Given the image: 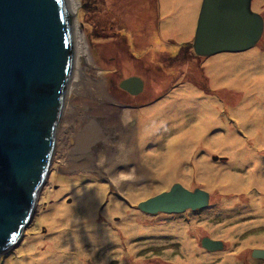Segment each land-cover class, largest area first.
<instances>
[{
	"label": "rangeland",
	"instance_id": "1",
	"mask_svg": "<svg viewBox=\"0 0 264 264\" xmlns=\"http://www.w3.org/2000/svg\"><path fill=\"white\" fill-rule=\"evenodd\" d=\"M80 1L99 84L81 78L64 148L77 135L81 147L96 135L92 156L115 158V167L101 173L86 156H61L58 170L66 171L57 172L8 264H264L252 256L264 249V213L249 206L264 183V96L249 88L264 77V27L245 51L197 56L191 42L201 0ZM250 7L264 21V0ZM129 76L142 78L138 94L119 87ZM116 130L125 140L110 152ZM177 182L209 192L208 206L137 208ZM204 237L223 247L205 249Z\"/></svg>",
	"mask_w": 264,
	"mask_h": 264
},
{
	"label": "water",
	"instance_id": "2",
	"mask_svg": "<svg viewBox=\"0 0 264 264\" xmlns=\"http://www.w3.org/2000/svg\"><path fill=\"white\" fill-rule=\"evenodd\" d=\"M251 1L201 0L193 53L208 57L255 46L264 21ZM89 44L80 0H0V264L10 262L56 179ZM119 87L135 95L144 83L129 76ZM209 200L206 190L177 182L137 208L181 213ZM200 243L207 250L223 247L209 237ZM252 256L264 258V249Z\"/></svg>",
	"mask_w": 264,
	"mask_h": 264
},
{
	"label": "bare ground",
	"instance_id": "3",
	"mask_svg": "<svg viewBox=\"0 0 264 264\" xmlns=\"http://www.w3.org/2000/svg\"><path fill=\"white\" fill-rule=\"evenodd\" d=\"M84 76L87 79H89V80H97L96 82H97V84H99V82H98V80H99L98 79V73L96 71V68H95V66L92 63H89L88 59L86 60V64H85L84 71H83V74H82V77H84ZM258 82H259V87L261 89V92H260V90L258 88V85H257ZM253 84L254 85L249 86V88H250L251 91L257 90L258 94L257 93L255 94L256 97H258L260 95L264 96V77H261V78L257 79V82L256 83L253 82ZM247 92H248V90H247ZM96 113L98 114V110L97 109H96ZM118 113H120V111H117L114 114H118ZM120 117H121V115H120ZM96 122H97V124L92 123L90 125L88 124V126H87V130L90 132V134L97 133V128L98 127L100 129V125H101L100 121L98 120ZM199 133H201L200 130H198L197 137L199 136ZM80 135H85L82 130H80ZM114 135L115 136L111 137V142L109 141V145H108V147L110 148V152L113 151L112 148H114V149L116 147L120 148L123 140H125L124 139V137H125L124 135L125 134L123 133V130L122 131L116 130V133H114ZM95 137H96V135L91 136V140L89 141V143H86L83 147H81L78 144L79 135H77L76 138H74V143H75L74 145L75 146L73 145V147L69 146L68 148H63L62 157L63 156L71 157L70 156L71 154L69 153V151L72 152V154H76L77 155V153H78L79 156H86V158H88L87 161L88 162H92L90 164V166H93L92 168H96L101 173L104 172L103 169H101V168H103V166L106 167V168L115 167L114 165H112L113 159H115V158H113L111 160V162L109 163L108 161L105 160V157H104V161L102 162L100 160L97 161V157L96 156H92V153H93V155H95V152H93V150H95L94 147H96V142H97ZM197 137H196V139H197ZM71 144H73V143H71ZM76 144H78V145H76ZM229 147H232V146H229ZM233 147H241V145L240 144H238V145L235 144V145H233ZM251 147H254V146L251 145ZM102 152L104 153V151H102ZM65 153H66V155H65ZM105 153H108V152H105ZM79 158L80 157H78L77 159H79ZM77 159H75V160H77ZM128 160H129V158L126 159L125 161H123L122 163L126 164L125 162H128ZM124 167L127 168V165H125ZM116 171H117L116 168H114L110 172V177L113 178L116 183H118L120 181V176L115 174ZM108 172L109 171H107V173ZM252 176H254V172L253 171H252V174L251 173L249 174V179ZM124 177L125 176H123V178ZM259 189H260V192L258 193L257 197H253V196L249 197V203H250L249 206L251 207L252 205H256L257 204L256 206L258 207L259 213H264V183L262 184V186H260ZM193 249H194L193 251L196 253V249L195 248H193Z\"/></svg>",
	"mask_w": 264,
	"mask_h": 264
},
{
	"label": "flooded vegetation",
	"instance_id": "4",
	"mask_svg": "<svg viewBox=\"0 0 264 264\" xmlns=\"http://www.w3.org/2000/svg\"><path fill=\"white\" fill-rule=\"evenodd\" d=\"M58 124V123H57ZM58 128V127H57ZM56 131H57V129H56ZM56 131H55V134H56ZM59 172H65L66 170H62V169H59L58 170ZM68 202H69V199L67 200ZM210 201V200H209ZM209 204V203H208ZM197 210V209H196ZM158 213H162V212H158ZM155 214H157V213H155ZM165 214V213H164ZM167 214H169V213H167ZM5 254V253H4Z\"/></svg>",
	"mask_w": 264,
	"mask_h": 264
}]
</instances>
